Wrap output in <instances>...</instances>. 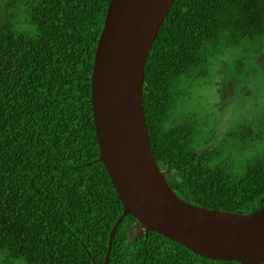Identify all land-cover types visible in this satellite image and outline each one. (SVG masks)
Segmentation results:
<instances>
[{"label": "trees", "instance_id": "1", "mask_svg": "<svg viewBox=\"0 0 264 264\" xmlns=\"http://www.w3.org/2000/svg\"><path fill=\"white\" fill-rule=\"evenodd\" d=\"M108 1L0 0V264L103 262L122 212L97 160L90 103ZM256 37L264 0H173L150 46L148 140L169 186L191 204L235 213L264 204V113L245 147L223 138L200 152L210 140L204 121L178 109L189 85L211 75L214 56ZM137 227L123 217L105 264H240Z\"/></svg>", "mask_w": 264, "mask_h": 264}, {"label": "water", "instance_id": "2", "mask_svg": "<svg viewBox=\"0 0 264 264\" xmlns=\"http://www.w3.org/2000/svg\"><path fill=\"white\" fill-rule=\"evenodd\" d=\"M173 0H109L96 41L90 80L97 160L122 212L113 223L102 264L125 215L192 253L240 264L264 263V204L235 213L191 204L172 190L147 136L142 84L145 60Z\"/></svg>", "mask_w": 264, "mask_h": 264}, {"label": "rangeland", "instance_id": "3", "mask_svg": "<svg viewBox=\"0 0 264 264\" xmlns=\"http://www.w3.org/2000/svg\"><path fill=\"white\" fill-rule=\"evenodd\" d=\"M210 74L189 85L178 109L204 121L206 147L224 137L233 149L245 147L252 123L264 113V38L244 40L214 56Z\"/></svg>", "mask_w": 264, "mask_h": 264}, {"label": "flooded vegetation", "instance_id": "4", "mask_svg": "<svg viewBox=\"0 0 264 264\" xmlns=\"http://www.w3.org/2000/svg\"><path fill=\"white\" fill-rule=\"evenodd\" d=\"M221 105H222V104H219V105H218L219 109H220ZM223 110H224V109H223ZM196 116H197V115H196ZM260 116H261V115H260ZM196 118H197V117H196ZM224 138H225V137H224ZM222 139H223V138H221L220 141H221ZM204 140H206V139H204ZM209 141H210V140H209ZM208 144H209V143H208ZM208 144L204 145V147L201 148V149H199V151L201 152V151L207 149L208 147H206V146H208ZM210 147H211V146H210ZM162 171H163V169H162Z\"/></svg>", "mask_w": 264, "mask_h": 264}]
</instances>
